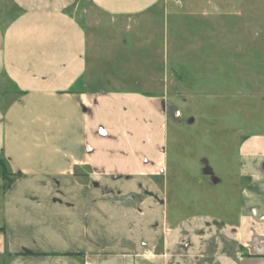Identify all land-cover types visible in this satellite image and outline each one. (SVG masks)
<instances>
[{"label":"crops","instance_id":"crops-1","mask_svg":"<svg viewBox=\"0 0 264 264\" xmlns=\"http://www.w3.org/2000/svg\"><path fill=\"white\" fill-rule=\"evenodd\" d=\"M160 2L0 0V264H264V119L209 213L169 185L167 121L157 134L91 87L74 8L132 18Z\"/></svg>","mask_w":264,"mask_h":264},{"label":"rangeland","instance_id":"rangeland-1","mask_svg":"<svg viewBox=\"0 0 264 264\" xmlns=\"http://www.w3.org/2000/svg\"><path fill=\"white\" fill-rule=\"evenodd\" d=\"M73 14L88 35L91 87L141 106L157 134L167 121L169 185L206 200L199 207L210 213L213 191L228 192L237 173L242 141L263 134L264 0H161L132 18L87 3ZM216 178L225 184L213 190Z\"/></svg>","mask_w":264,"mask_h":264},{"label":"trees","instance_id":"trees-1","mask_svg":"<svg viewBox=\"0 0 264 264\" xmlns=\"http://www.w3.org/2000/svg\"><path fill=\"white\" fill-rule=\"evenodd\" d=\"M2 162H3V161L1 160V161H0V166H1V168H2V171H4V170H5V166L3 167L4 164H3Z\"/></svg>","mask_w":264,"mask_h":264}]
</instances>
